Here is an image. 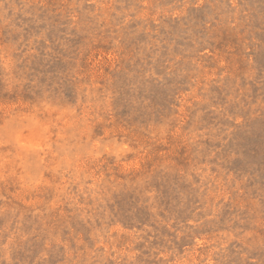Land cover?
Wrapping results in <instances>:
<instances>
[{"label":"rangeland","instance_id":"374dc122","mask_svg":"<svg viewBox=\"0 0 264 264\" xmlns=\"http://www.w3.org/2000/svg\"><path fill=\"white\" fill-rule=\"evenodd\" d=\"M0 264H264V0H0Z\"/></svg>","mask_w":264,"mask_h":264}]
</instances>
